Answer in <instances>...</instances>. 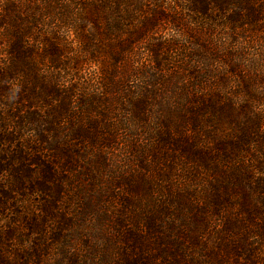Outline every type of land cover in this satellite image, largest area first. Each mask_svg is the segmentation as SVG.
Wrapping results in <instances>:
<instances>
[{
  "label": "trees",
  "instance_id": "1",
  "mask_svg": "<svg viewBox=\"0 0 264 264\" xmlns=\"http://www.w3.org/2000/svg\"><path fill=\"white\" fill-rule=\"evenodd\" d=\"M161 1L0 0V144L13 148L4 152L9 156L0 155V172L14 177L13 184L0 182V197L3 200L0 202V213L9 206H15L10 204L14 201L11 193L25 196L40 192L53 198L52 201H44L43 213L49 218L57 215L54 208L59 205L63 188L61 181L65 176L51 154L65 156L63 167L66 172L76 164L78 157L82 156L87 161L92 159L87 150L90 146L86 143H82L85 148L80 149L70 142H63V124L77 122L68 137L85 135L97 145L101 143L100 138L105 139V132L99 128L96 129L98 135H94L91 131L96 125L90 126V129L87 125L95 120L83 121L93 112L99 113L105 120L108 114L106 108L94 111L102 98L93 99V93L80 94L84 99L87 96L90 98L76 107L75 99L83 86L75 78L66 79L87 62H103L107 69L110 61L106 57L101 59L98 53L121 44V50L110 53L115 68L119 66L133 48L149 36L157 21L164 19L165 9ZM253 1L187 0V3L191 11L205 15L211 10L227 12L229 7L243 3L245 10L239 7L230 16L231 19H238L243 11L254 16L264 11V3L256 9L251 4ZM149 2L153 3L151 8L146 7ZM140 15L142 20L138 19ZM74 41L83 50L91 51L86 61L73 55L71 43ZM149 43L151 46H147V50L152 54V63L155 62L153 69L163 66L168 60L163 45ZM238 56L240 60L231 64L228 72L234 73L241 63L239 61H248L245 54ZM77 59L81 60L76 63ZM248 64L253 67L251 61ZM115 68L110 67L112 76L116 75ZM206 69L196 71L192 82L184 79L176 90L174 88L175 103L169 107L173 108L179 125H187L189 129L196 131L201 128L203 117L215 113L220 124L232 123L235 130L229 135L218 132L214 136L215 145L222 147L216 153L226 156V159L217 161L212 159L210 151L197 145L196 139L186 142L173 140L191 159L193 170L185 189L169 196L172 204L163 212L170 220L169 230L177 234L156 241V256L163 258L164 264H264V129L261 128L260 118L264 108V74L245 72L237 82L234 81L233 88L228 72L216 78L210 68ZM137 72L133 73L134 76H138ZM111 75L110 86L117 91L116 94L129 91ZM207 84L214 87V94L202 95L198 92ZM231 87L233 91L228 93V98L222 99L226 89ZM153 91L159 98L158 91ZM133 93H126V100L130 102L133 99L131 108L144 114L148 110L147 96L152 91L145 86L136 96ZM101 94H105L104 90ZM240 97L244 99L239 102ZM128 101L124 104L126 107ZM41 102L45 103L48 112H43ZM76 108L81 113L78 114ZM127 109H123L125 116ZM128 121L126 124L131 123ZM25 131L30 133L29 136L23 135ZM171 139L164 134L158 140L171 144ZM231 149L250 153V158L237 161L227 151ZM100 150L98 156H101ZM16 160H20L22 166H12ZM35 166L39 168V178ZM176 221L183 226L178 227ZM36 222L37 217L27 221L32 233L37 229ZM3 230H0V240L5 234ZM142 244L138 243L139 252L126 253L120 262L115 260L107 264H156V256L149 257ZM26 258L18 261L19 264H27ZM0 264L11 262H6L0 255Z\"/></svg>",
  "mask_w": 264,
  "mask_h": 264
},
{
  "label": "rangeland",
  "instance_id": "2",
  "mask_svg": "<svg viewBox=\"0 0 264 264\" xmlns=\"http://www.w3.org/2000/svg\"><path fill=\"white\" fill-rule=\"evenodd\" d=\"M161 3L165 9L164 19L157 21L149 36L137 44L119 66L115 68L110 53L121 50V44L98 53L101 59L106 57L110 61L107 69L102 65L103 62H83L85 64L71 75L72 78L67 77V81L75 78L83 86L75 99L76 107L80 106L81 101L90 98L87 96L84 99L80 94L93 93V99L102 98L94 111L106 108L107 119L93 112L83 122L95 120L87 127L90 129V126L96 125L91 131L94 135H98L96 129L101 128V132H105V139L100 138L101 143L94 145L85 135H79V138L68 137L77 122L73 125L63 124V142H70L80 149H84L82 143H86L90 146L87 150L92 159L87 161L82 156L78 157L76 164L66 172L63 167L65 156L56 157L51 154L65 176L61 181L63 188L59 205L54 208L57 213L55 217L49 218L43 213L44 201H52L51 195L33 192L21 196L11 193L14 201H10V204L14 203L15 206H9L0 213V230L5 231L0 240V255L4 256L6 262L19 264L18 261L27 257V264H107L115 260L120 262L126 253L139 252V242H143L145 253L154 258L156 241L177 234L169 230L170 220L163 212L165 207L172 204L169 196L185 189L193 170L191 159L185 156L181 145L177 146L173 140L186 142L196 139L201 149L213 154V160L226 159V156L216 153L222 147L215 145L214 136L218 132L229 135L235 130L232 123L222 125L216 114L211 113L203 117L202 127L195 131L187 125H179L169 105H174V88L176 90L182 80L192 82L193 74L206 68H210L213 76L219 78L229 71L231 64L240 60L237 57L240 53L245 54L248 61L247 64L239 61L241 63L237 70L227 73L233 80V88L234 81L237 82L245 72L258 71L264 74V11L256 16L246 11L253 18L243 11L238 19H231L236 9L245 8L243 3L229 7L227 12L211 10L207 15L191 11L187 0H162ZM263 3L264 0H255L251 4L259 9ZM152 5V2L146 3V7L151 8ZM138 19L142 20V15ZM111 38L117 39L114 36ZM149 42L163 45V52L168 57L163 66L153 69L155 62L152 63V54L147 50V46H151ZM71 44L74 56H80L84 61L91 56V51L83 50L78 42ZM250 61L253 67L248 64ZM110 67L115 68L116 75L110 74ZM136 72L138 76H134ZM109 75L119 80L124 89L129 91L116 94L117 91L111 89ZM145 86L152 93L147 96L148 110L141 114L131 108L133 99L129 102L125 95L134 92L136 96L141 87ZM233 88H227L221 98L227 99ZM155 89L159 98H156ZM103 90L104 95L101 94ZM198 92L202 95L215 93L210 84ZM243 99L240 97L239 102ZM42 105L43 112H48L45 103ZM126 108H129L127 116L123 110ZM79 110H82L81 107ZM76 112L81 113L77 108ZM133 113L140 117H134ZM260 118L263 130L264 108ZM126 121L131 123L126 124ZM24 134L29 136L30 133L25 131ZM164 134L172 138L171 144L158 140ZM1 149V156H9V153L4 152L13 150L12 146L6 147L3 144H0ZM99 150L101 156H98ZM227 151L237 161L250 158V153L236 149ZM12 166L20 167L22 164L16 160ZM34 168L39 178V168ZM0 177V182L13 184L14 177L11 174L0 172ZM205 179L208 180L207 177ZM32 217H37V229L33 233L27 227V221ZM176 224L178 227L183 226L179 221ZM157 259L156 264H164L163 258Z\"/></svg>",
  "mask_w": 264,
  "mask_h": 264
}]
</instances>
